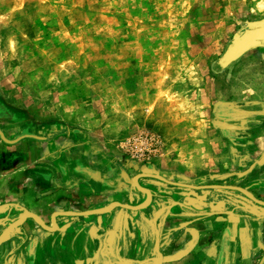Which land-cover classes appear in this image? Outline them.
Masks as SVG:
<instances>
[{
  "label": "rangeland",
  "instance_id": "obj_1",
  "mask_svg": "<svg viewBox=\"0 0 264 264\" xmlns=\"http://www.w3.org/2000/svg\"><path fill=\"white\" fill-rule=\"evenodd\" d=\"M261 28L264 0H0V164L57 178L83 162L128 196L138 177L264 217L241 192L153 179L264 198V46L225 60Z\"/></svg>",
  "mask_w": 264,
  "mask_h": 264
},
{
  "label": "crops",
  "instance_id": "obj_2",
  "mask_svg": "<svg viewBox=\"0 0 264 264\" xmlns=\"http://www.w3.org/2000/svg\"><path fill=\"white\" fill-rule=\"evenodd\" d=\"M11 160L0 164V264H154L157 250L162 264H264V219L227 210L228 198L174 202L152 188L150 198L128 196L106 168L58 164L50 178L44 169L19 174Z\"/></svg>",
  "mask_w": 264,
  "mask_h": 264
},
{
  "label": "water",
  "instance_id": "obj_3",
  "mask_svg": "<svg viewBox=\"0 0 264 264\" xmlns=\"http://www.w3.org/2000/svg\"><path fill=\"white\" fill-rule=\"evenodd\" d=\"M264 46V28L258 29L256 31H252L247 33L245 36H243L234 46L233 48L226 54L225 56V60L226 61H232L234 59H236L238 56H240L241 54L245 53L246 51L256 48V47H261ZM0 136L4 138L3 133L0 131ZM153 179L156 180H160L162 182L168 183L170 185L173 186H179V187H183V188H187V189H192V190H201V189H225V190H235L238 192H241L243 194H245L250 200H252L256 205L262 206L264 207V201L259 200L257 198H255L250 192H248L247 190L240 188V187H234V186H205V187H195V186H191V185H185V184H178V183H172L170 181H167L166 179L160 177V176H153ZM133 184L135 186H137V188H139V190H141L142 192H145L146 195H148V197L150 198L152 196L151 192L145 188H142L139 183H138V177L134 179ZM180 205L179 203H175L173 206H167L165 207V212H167V210L169 209L172 210L173 207H176ZM117 207H124L127 208L128 210L131 211H137L141 208L139 207H134V206H128V205H116ZM167 209V210H166ZM160 213L157 214V218L158 215ZM255 214V213H252ZM80 215V214H79ZM86 215V214H85ZM258 219H264V217H257L258 215H253ZM29 218L33 219L34 221H36L38 224H40L41 228L45 229V230H52V228L47 227L37 216L30 214ZM21 222V221H20ZM19 222V223H20ZM17 225V224H16ZM16 225H13L11 227V229H9V233L12 231V229H14V227ZM7 232V233H8ZM159 243V241H158ZM152 263L154 264H162V254L160 253V251H156V257L152 259ZM145 264V263H144Z\"/></svg>",
  "mask_w": 264,
  "mask_h": 264
}]
</instances>
